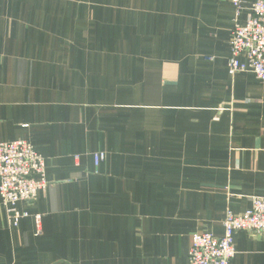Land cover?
<instances>
[{
  "label": "crops",
  "instance_id": "crops-1",
  "mask_svg": "<svg viewBox=\"0 0 264 264\" xmlns=\"http://www.w3.org/2000/svg\"><path fill=\"white\" fill-rule=\"evenodd\" d=\"M254 1L0 0V143L49 183L17 226L0 200V264H188L264 198V80L227 71ZM234 249L264 264V237Z\"/></svg>",
  "mask_w": 264,
  "mask_h": 264
},
{
  "label": "built area",
  "instance_id": "built-area-1",
  "mask_svg": "<svg viewBox=\"0 0 264 264\" xmlns=\"http://www.w3.org/2000/svg\"><path fill=\"white\" fill-rule=\"evenodd\" d=\"M238 17L240 0H231ZM230 55L227 61L228 75L251 73L264 80V0H255L243 25L235 20L230 36ZM105 158V153L94 154L96 167ZM45 161L25 140L0 143V200L7 208L8 217L14 226L27 214L15 209L17 203L29 204L37 194L49 186L45 178ZM39 216H34L35 223ZM223 233L215 237L209 233L191 236L188 264H229L235 255L234 235L246 232L264 237V198L254 197L251 206L240 215L227 211L222 222Z\"/></svg>",
  "mask_w": 264,
  "mask_h": 264
}]
</instances>
